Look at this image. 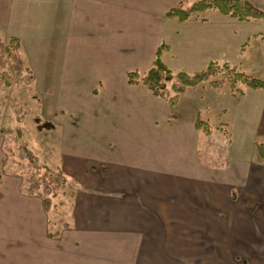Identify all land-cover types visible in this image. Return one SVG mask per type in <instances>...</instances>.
I'll use <instances>...</instances> for the list:
<instances>
[{
	"label": "crops",
	"instance_id": "obj_1",
	"mask_svg": "<svg viewBox=\"0 0 264 264\" xmlns=\"http://www.w3.org/2000/svg\"><path fill=\"white\" fill-rule=\"evenodd\" d=\"M249 1L264 9V0ZM179 2L0 0V38L19 39L34 76L29 86H0V128L17 129L41 162L66 177L46 212L41 197L22 193V176L0 143V264H196L183 238L197 233L176 223L196 220L200 188L263 176L255 157L233 165L205 157L214 130L233 137L232 125H241L253 144L264 139V90L240 85L243 95L234 96L227 83L205 82L170 107L127 81L128 72L152 66L161 44L168 49L160 60L174 74L213 61L264 78V21L216 10L212 20L194 14L179 23L166 17ZM13 100L34 114L18 123ZM32 115L52 128L38 131ZM197 118L216 126L205 134ZM26 120L33 146L24 138Z\"/></svg>",
	"mask_w": 264,
	"mask_h": 264
},
{
	"label": "trees",
	"instance_id": "obj_2",
	"mask_svg": "<svg viewBox=\"0 0 264 264\" xmlns=\"http://www.w3.org/2000/svg\"><path fill=\"white\" fill-rule=\"evenodd\" d=\"M187 1L180 0L178 6L168 10L166 17L185 23L194 14L218 10L241 22L264 20V9L255 6L249 0H192L188 6H184ZM20 47L21 43L16 37H9L6 41L0 38V83L6 86L31 85L34 80L32 72L25 66L20 56ZM165 49H168V46L161 44L156 51L152 66L143 75L137 71L128 72L127 81L129 84L141 82L154 96L166 99L170 107L177 103L179 96L187 89L195 88L205 82H209L216 89L222 88L227 83L234 96L243 95V91L237 89L236 84L252 90H264V79L246 74L227 62L219 64L210 61L201 71L191 74L181 71L174 74L160 60V54ZM8 67L12 75L9 74ZM15 113L18 123L23 122L25 115L31 114L18 104ZM32 120L38 131L52 128L51 123L42 120L38 115H32ZM194 125L205 134L211 131V127L199 118L195 120ZM0 137L3 138L1 147L4 153L7 155L11 151L15 153L16 163L12 162L13 167L21 168L15 169L14 173L22 176L20 186L22 193L41 197L44 210L49 211L51 198L65 185L66 177L60 170H53L41 162L21 139L17 129L0 128ZM254 150L258 160L264 162V139L254 142Z\"/></svg>",
	"mask_w": 264,
	"mask_h": 264
},
{
	"label": "rangeland",
	"instance_id": "obj_3",
	"mask_svg": "<svg viewBox=\"0 0 264 264\" xmlns=\"http://www.w3.org/2000/svg\"><path fill=\"white\" fill-rule=\"evenodd\" d=\"M191 1L188 0L184 6H188ZM211 13L212 11L210 10L204 12V14L198 13L197 15H205V17L208 16L207 18L212 20ZM247 44L245 43L244 45ZM7 70L12 75L9 67ZM240 85L236 84V88ZM0 86L12 87L16 85L6 86L0 83ZM13 101L15 104L14 107L16 108L18 103L15 100ZM18 105L23 110H28L32 113L35 111V109L29 106ZM28 115H25V117ZM208 123L212 129L215 128L216 121H210ZM28 125L33 127L31 120H26L25 126L23 127V134L25 136L24 138L29 142V145L33 146V134L29 131ZM219 127L221 132L224 129L227 132L226 126L220 125ZM238 127H240L241 131L239 134H235ZM232 131L234 132L233 137H230L229 134L223 138L214 130L212 136L209 137L207 157H205V160H212L214 164H220L228 157L229 163L233 165L236 158L247 157L250 160L255 157V161L264 168V162L258 160L254 150V144L252 140H249L251 137L246 134L249 132V128L241 125H232ZM13 136L14 134L11 135V137ZM2 140L3 138L0 137V143H2ZM228 140H231L230 149L227 147ZM15 161V153L11 151L8 154V165L11 164L10 166H12L13 170H20V167H13L12 162ZM262 175H252L253 179L250 177L246 182H240L236 187H226L225 189L222 184L213 183L210 185L212 190L209 189L208 191L207 189L200 188L197 198L193 200L196 204H192L193 210L197 208L196 215H193V218L196 217L197 221H182L180 225L178 222L176 223L178 224V228L181 226V229H179L182 231L197 233L194 237L183 238L184 245H191L193 247L192 255H195L197 258L196 264H242V262H246V264H264V174ZM65 185L57 190L55 195L63 191ZM182 233L184 234L186 232ZM194 249H196L195 251L197 253H194ZM224 251L225 254L223 253ZM234 256L239 257V260L235 261L233 259Z\"/></svg>",
	"mask_w": 264,
	"mask_h": 264
}]
</instances>
